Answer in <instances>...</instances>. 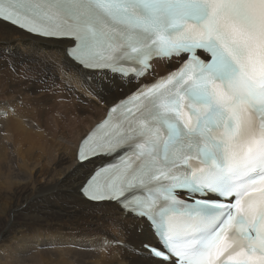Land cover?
Instances as JSON below:
<instances>
[{"label": "snow or ice", "instance_id": "6c2138e0", "mask_svg": "<svg viewBox=\"0 0 264 264\" xmlns=\"http://www.w3.org/2000/svg\"><path fill=\"white\" fill-rule=\"evenodd\" d=\"M0 30L40 41L94 98L135 81L67 178L86 169L80 203L146 227L130 264H264V0H0ZM158 60L173 70L155 76Z\"/></svg>", "mask_w": 264, "mask_h": 264}, {"label": "bare ground", "instance_id": "6f19581e", "mask_svg": "<svg viewBox=\"0 0 264 264\" xmlns=\"http://www.w3.org/2000/svg\"><path fill=\"white\" fill-rule=\"evenodd\" d=\"M5 38L14 44L17 58H23V63H18L14 72L7 61L17 58L6 55L5 61V56H0V93L5 95L0 100V110H4L5 103L16 109L0 117L1 123L10 122L7 131L3 130L4 136H0V244L4 243L0 245V264H130L133 256L128 248L103 247V242L113 237L111 231L105 235L104 227L116 220L113 231L122 235L118 240L132 246L146 238V227L125 219L115 207L80 203L73 193L86 169L67 178L76 167L74 153L79 140L102 118L108 106L129 93L135 81L127 84L118 80L126 87H115L103 100L94 98L78 76L60 69L61 57L48 58L44 50H36L40 41L19 31L0 30V41ZM45 63L53 67L49 69ZM160 63L154 62L155 73ZM161 71L164 74L170 69ZM11 85V93H6ZM19 96H25L22 106L17 103ZM83 105L97 109L82 120L79 116L85 114ZM75 107L83 114L69 112ZM53 110L64 119L70 116V125L81 124L79 129L74 125L76 139L70 144ZM87 121L89 125L82 134ZM62 124L63 128L67 126ZM127 226L133 229L129 231Z\"/></svg>", "mask_w": 264, "mask_h": 264}, {"label": "rangeland", "instance_id": "374dc122", "mask_svg": "<svg viewBox=\"0 0 264 264\" xmlns=\"http://www.w3.org/2000/svg\"><path fill=\"white\" fill-rule=\"evenodd\" d=\"M21 52H23L22 50L21 51H19V54H21ZM31 54H33V55H35V53L34 52H31ZM6 55H8L7 54V51H5L4 52V54L3 55H0L1 57H4V60L6 61ZM37 59H39V58H37ZM45 66H47L49 69L50 68H52L53 67V64H50V63H45ZM9 67V69H11L12 70V67L11 66H8ZM23 67H25V68H27V66L26 65H23ZM164 68H167V69H172V68H169V66H168V63L167 62H162V63H160V65L157 67V69H158V75H161L162 73H163V71H161V69H164ZM41 82V81H40ZM117 83V87L120 89V88H123V87H126L125 85H123L122 83H120V82H116ZM7 89H9V91L8 90H6L5 92L6 93H9L10 91H11V89H12V85H11V87L10 88H7ZM119 92H122L121 90H119ZM11 93V92H10ZM21 93H23V92H21ZM55 93H59V92H57V91H55ZM61 93V92H60ZM113 93L115 94L116 92H114L113 91ZM0 100H1V98L2 97H4L3 96V94L2 93H0ZM49 95V94H48ZM7 97H9V96H7ZM7 97H5V99H7ZM24 97L25 96H19L18 97V105L19 106H22L23 105V102L25 103V99H24ZM2 99H4V98H2ZM80 101L82 102V99L80 98ZM111 101H114V97H112V99H111ZM71 105V104H70ZM70 108H71V106H70ZM97 108L96 107H92V106H84L83 105V112L85 113L84 115H81V116H79L80 117V119H82L83 120V116H88L89 114H94V112H93V110L95 111ZM56 110V109H55ZM77 111L78 112V110H77V107H75V109H71V110H69V112H71V111ZM47 111V110H46ZM47 112H50V110L49 111H47ZM83 112L82 113H79V114H83ZM54 114V115H53ZM95 114H96V112H95ZM103 114V111H102V113H101V115ZM52 115H53V117H56V118H58V119H60L61 120V123H60V125L62 126L61 127V131H63V130H65V133H66V135H67V139H66V141H67V143L68 144H70L73 140H75L76 139V137H74V131H73V128L77 125L78 126V129H79V127H82L81 126V124L80 125H78L79 123H77V122H75V126L74 125H70L69 123H68V121H69V118H71L70 116H67L66 115V119H64V118H62V117H60L59 115H57L56 114V111H52ZM101 115H100V117H101ZM95 116V118L97 119V117H99L97 114L96 115H94ZM91 120H94V119H91ZM90 120V121H91ZM42 122V124H46V122H47V120H46V122H43V121H41ZM52 122V121H51ZM62 122L63 123H66L65 125H67V126H65L64 128H63V124H62ZM7 123V124H6ZM6 123H1L0 122V133H2V134H0V136H4V132H3V130H5L6 129V127H7V129L10 127V122H6ZM87 123V124H86ZM85 124H84V126L86 125V127H83V128H81V131H82V134L87 130V127H88V125H89V123H88V121L86 122ZM68 126H69V128H68ZM7 129H6V131H7ZM4 133V134H3ZM1 138V137H0ZM24 145V143H22L20 146H23ZM115 223H116V220H115V222L114 223H110L109 224V226L108 227H104L105 229H104V231L103 232H105V235L106 234H109L108 232H110V233H112V236L113 237H116L117 239H120L121 237H122V235H121V233H119V232H116V231H113V229H114V226H115ZM132 225H134V224H132ZM99 226H101V225H99ZM102 227V226H101ZM133 226H127V229L129 230V231H131L133 228H132ZM134 227H135V225H134ZM142 227V226H141ZM103 228V227H102ZM108 231V232H107ZM140 231V230H139ZM102 232V233H103ZM137 234H140V232H138ZM128 241V240H127ZM129 242H131L132 244H135V243H133L132 241H129ZM138 242H140L139 240H138ZM0 245H4V243H1ZM103 247L104 248H120V249H122L123 247H118V246H110V245H108V246H104L103 245ZM126 248H128L130 251H132V245H129L128 244V246L126 247ZM107 258L109 259L110 258V255L108 256V254H107Z\"/></svg>", "mask_w": 264, "mask_h": 264}]
</instances>
